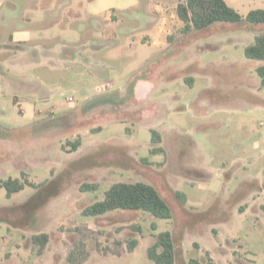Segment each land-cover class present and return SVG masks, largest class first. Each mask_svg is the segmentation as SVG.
Returning a JSON list of instances; mask_svg holds the SVG:
<instances>
[{
	"label": "rangeland",
	"instance_id": "1",
	"mask_svg": "<svg viewBox=\"0 0 264 264\" xmlns=\"http://www.w3.org/2000/svg\"><path fill=\"white\" fill-rule=\"evenodd\" d=\"M179 1L0 0V178L44 182L10 198L0 184V264H71V251L74 264H154L146 250L163 230L175 264H264V87L244 54L264 24L184 34ZM225 2L242 16L264 6ZM159 5L170 27L162 45L130 51ZM140 76L155 85L135 99ZM157 146L165 154L149 153ZM139 180L169 202L170 219L81 213L112 183ZM36 233L49 235L41 253Z\"/></svg>",
	"mask_w": 264,
	"mask_h": 264
},
{
	"label": "trees",
	"instance_id": "2",
	"mask_svg": "<svg viewBox=\"0 0 264 264\" xmlns=\"http://www.w3.org/2000/svg\"><path fill=\"white\" fill-rule=\"evenodd\" d=\"M178 19L182 22L181 32L189 34L191 32L201 30L211 26L216 22H232L237 24H264V8H255L248 11L242 16L238 11L229 6L225 0H180L175 8ZM245 56L253 61L258 62L255 66V72L259 79V86L264 87V32H259L253 37V40L244 47ZM184 80L190 85L193 83V77H184ZM151 142L158 144L162 141L161 134L151 129ZM69 146L67 151L76 150L81 145V139L67 141ZM65 149V145H62ZM66 150V149H65ZM153 154H165L162 146L152 147L149 150ZM23 175V173H22ZM0 184L6 190V197L10 198L13 193L18 192L24 187H39L44 182L33 183L26 178H0ZM95 183H82L81 191L95 190ZM176 194L185 201V194L176 191ZM114 210H131L143 211L151 214L156 218L170 219L172 217V209L169 202L162 196L159 190L152 184L145 181H117L112 183L104 192L101 199L95 200L81 210L83 215L99 216ZM152 228L156 226L153 223ZM155 240L147 247L146 255L154 262V264H175L176 245L172 234L169 230H163L154 235ZM30 240L37 247L38 253H41L48 243L49 235L47 233H36L31 235ZM138 240L131 238L127 242L128 251H132ZM71 264H74L76 254L71 251L68 255ZM187 264H204L196 258H190ZM207 264H212L210 260Z\"/></svg>",
	"mask_w": 264,
	"mask_h": 264
},
{
	"label": "crops",
	"instance_id": "3",
	"mask_svg": "<svg viewBox=\"0 0 264 264\" xmlns=\"http://www.w3.org/2000/svg\"><path fill=\"white\" fill-rule=\"evenodd\" d=\"M255 8H262V7H254V8H250V10ZM156 11H157V15L154 18H151L152 24L149 29L147 28V30H142V32H140L138 35H133L129 37V40L127 42V47L129 48L130 51L135 50L136 52L138 49L145 48L146 46L158 47L162 45L161 43L162 40L160 41V39H162V37L165 34L169 33L170 27L167 23V18L164 17L163 15L164 14L163 6L159 5V9L157 8ZM113 19H114V15L112 14L111 17L110 18L108 17L107 20H113ZM116 20L117 19L115 18V21ZM91 46L94 48L100 47L99 44H94V43H92ZM151 79H152L151 77L148 78L147 76H140L139 78L136 79L132 91L135 99L138 98V91L140 90V88L152 87L153 89L155 84Z\"/></svg>",
	"mask_w": 264,
	"mask_h": 264
},
{
	"label": "built area",
	"instance_id": "4",
	"mask_svg": "<svg viewBox=\"0 0 264 264\" xmlns=\"http://www.w3.org/2000/svg\"><path fill=\"white\" fill-rule=\"evenodd\" d=\"M107 86H110V83H107ZM66 101L67 102H73V99L70 96H68V97H66Z\"/></svg>",
	"mask_w": 264,
	"mask_h": 264
}]
</instances>
